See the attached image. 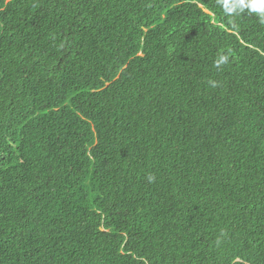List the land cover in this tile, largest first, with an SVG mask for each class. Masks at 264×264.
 Masks as SVG:
<instances>
[{"label":"trees","instance_id":"trees-1","mask_svg":"<svg viewBox=\"0 0 264 264\" xmlns=\"http://www.w3.org/2000/svg\"><path fill=\"white\" fill-rule=\"evenodd\" d=\"M0 264H264L260 18L0 0Z\"/></svg>","mask_w":264,"mask_h":264},{"label":"clouds","instance_id":"clouds-1","mask_svg":"<svg viewBox=\"0 0 264 264\" xmlns=\"http://www.w3.org/2000/svg\"><path fill=\"white\" fill-rule=\"evenodd\" d=\"M221 8L224 10L225 15H239L245 9L248 12L255 13L264 23V0H218ZM227 57H220L216 62V66L219 67L220 64L225 63Z\"/></svg>","mask_w":264,"mask_h":264}]
</instances>
